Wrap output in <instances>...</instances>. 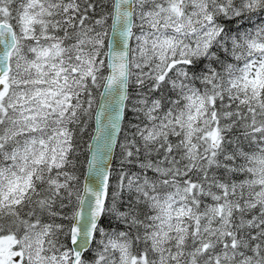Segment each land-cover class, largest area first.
I'll return each mask as SVG.
<instances>
[{"label": "snow or ice", "instance_id": "snow-or-ice-1", "mask_svg": "<svg viewBox=\"0 0 264 264\" xmlns=\"http://www.w3.org/2000/svg\"><path fill=\"white\" fill-rule=\"evenodd\" d=\"M0 264H264V0H0Z\"/></svg>", "mask_w": 264, "mask_h": 264}]
</instances>
